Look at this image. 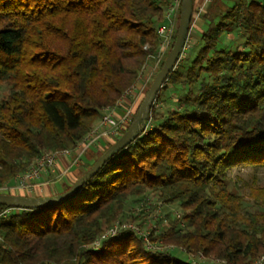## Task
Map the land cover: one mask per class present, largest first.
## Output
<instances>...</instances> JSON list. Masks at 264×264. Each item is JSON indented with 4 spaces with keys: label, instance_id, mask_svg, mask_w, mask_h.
I'll use <instances>...</instances> for the list:
<instances>
[{
    "label": "trees",
    "instance_id": "trees-1",
    "mask_svg": "<svg viewBox=\"0 0 264 264\" xmlns=\"http://www.w3.org/2000/svg\"><path fill=\"white\" fill-rule=\"evenodd\" d=\"M173 1L0 0V187L73 151L119 106ZM213 1L192 0L186 46L140 136L68 200L0 206V264H264V183L229 177L264 171V0ZM118 137L84 153L80 176ZM152 195L168 223L148 239L173 249L131 232L92 247L116 223H145Z\"/></svg>",
    "mask_w": 264,
    "mask_h": 264
},
{
    "label": "built area",
    "instance_id": "built-area-1",
    "mask_svg": "<svg viewBox=\"0 0 264 264\" xmlns=\"http://www.w3.org/2000/svg\"><path fill=\"white\" fill-rule=\"evenodd\" d=\"M208 2V0H205ZM181 0H174L168 7L165 20L166 23L163 26H160L157 30L158 37L161 38L159 48L157 54L153 57L157 63H159L167 51L169 50L171 38L174 32L175 24L174 19L177 14V10L179 9ZM202 7H198L197 14L202 11ZM197 17V15H196ZM195 17V18H196ZM195 20V19H194ZM188 36V35H187ZM187 41V38H186ZM186 44V42H185ZM185 48V46H184ZM134 87V86H133ZM132 87V89H133ZM131 90V89H130ZM129 90V91H130ZM127 91V92H129ZM131 115L129 110H126L122 115L115 116L114 111L110 109L104 110V113L100 117L96 126L93 127L92 131L80 142L77 144L73 151L70 150H61L52 153H45L38 157L30 166L29 170H27L22 175H17L11 181V183L6 184L0 187V194H16L19 192H29L33 189L37 188L41 184L39 183L40 177L43 174H55V169L57 167V162L60 158L69 155L72 156V161L70 162V167L76 166L80 159L83 157L84 153L95 144V142L99 139L108 138L113 140L115 137L119 135L121 131L124 130L125 127L128 126L131 120ZM65 171L60 175H54L53 179L49 182H55L59 179V176L64 175ZM8 210L2 212V215L7 214ZM126 232H131L142 238L145 246L149 250H154L153 247L150 246L148 240V233L142 234L137 226H133L130 223H116L109 230H106L100 237L96 243H93V248H98L99 243L102 240H106L109 238H115L117 236L124 235ZM263 259H260L257 264H260Z\"/></svg>",
    "mask_w": 264,
    "mask_h": 264
},
{
    "label": "water",
    "instance_id": "water-1",
    "mask_svg": "<svg viewBox=\"0 0 264 264\" xmlns=\"http://www.w3.org/2000/svg\"><path fill=\"white\" fill-rule=\"evenodd\" d=\"M193 11L192 0H181L177 30L171 48L163 60L162 66L150 84L139 107L137 108L125 132L116 139L97 159L94 164L81 175L76 182L65 192L51 197H25L11 194H0V206L11 209H40L61 203L74 196L82 186L95 175L103 164L131 144L147 126L149 113L155 102L158 91L174 69L184 50Z\"/></svg>",
    "mask_w": 264,
    "mask_h": 264
},
{
    "label": "rangeland",
    "instance_id": "rangeland-1",
    "mask_svg": "<svg viewBox=\"0 0 264 264\" xmlns=\"http://www.w3.org/2000/svg\"><path fill=\"white\" fill-rule=\"evenodd\" d=\"M208 1L214 2L213 0H208ZM229 1L230 0H220V2H219L217 0V4H219V5H221V3L227 4ZM206 3L207 2L205 1L203 5H205ZM195 5H198V4H195ZM178 10H177V14H176L175 19H174L175 25L178 22V16H179ZM193 36L194 35L191 34V36L189 37V41H191L192 38L194 39ZM230 38H231V36L228 37V39H230ZM185 46H186V44H185ZM165 57H166V54L161 61H163L165 59ZM161 61L159 63H161ZM159 63H157L155 61V59H151L144 66L142 74L140 75V77L136 81L133 89L131 88V90L129 92L125 93V95L123 96V99L121 100L119 106L113 110L115 116L122 115V113H124L126 110H129L130 115H131L130 119L132 120L137 108L139 107L144 95L146 94V91L148 90V88H149L150 84L152 83L153 79L155 78L156 74H158L157 70L159 67ZM6 93H7V88L5 86H3L0 89V97H4L6 95ZM131 120L129 122H131ZM117 137H115V138H117ZM102 140L103 139L97 140L95 142V144L93 146H91L90 148L102 145V143H101ZM252 176L256 179L257 183H259V184L264 183V171H262V170L254 172L250 169H235L232 172H230V174H229V177L231 178V180L234 183H239V184H241L239 182V179L247 180ZM2 194H5V193L2 192ZM13 195H15V194H13ZM155 200H156V197L153 195L149 196V198L147 200V204L150 203L153 208L151 210H149V215L147 217L148 220L145 223H143L139 226H137L135 223H130L135 227L137 226V228L140 230V232L142 234H147V233L150 234V232H153L152 237L155 236L156 234H158V232L161 230V228H163V226H166L168 223L167 221H163L161 224L156 223L160 218H162L161 220H163V216H164V213L167 212V210H166L167 208L163 207L158 202L156 203ZM168 210H170L173 215L181 214L178 211V209H176V207H172V208L169 207ZM123 223H128V222H123ZM149 244L154 249H160V250L173 249L174 248L168 244L162 243V245H161L157 241H155V244L151 243V241H150ZM259 260H257L254 264H257ZM217 264H219V263H217Z\"/></svg>",
    "mask_w": 264,
    "mask_h": 264
},
{
    "label": "crops",
    "instance_id": "crops-1",
    "mask_svg": "<svg viewBox=\"0 0 264 264\" xmlns=\"http://www.w3.org/2000/svg\"><path fill=\"white\" fill-rule=\"evenodd\" d=\"M200 1L201 0H195L196 3H199ZM104 140H106V138H103L101 142L102 144L104 143ZM99 150L100 148L98 147L97 151ZM82 160L83 157L80 159V164L82 163L81 162ZM71 161H72V156L69 155H66L58 160L54 175L56 174L60 175L64 171L65 174L59 176V179L57 181L49 183L54 178L53 177L54 175L51 173L43 174L39 180V183L41 184L40 186L33 189L32 191L19 192L16 193L15 195L31 197V198H36V197L43 198V197H51L57 195V192H59L64 185H69L73 183L80 176L81 167L79 165L70 167Z\"/></svg>",
    "mask_w": 264,
    "mask_h": 264
}]
</instances>
